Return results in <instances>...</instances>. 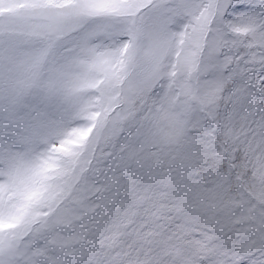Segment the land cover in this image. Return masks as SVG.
I'll return each mask as SVG.
<instances>
[{
  "label": "snow or ice",
  "instance_id": "6c2138e0",
  "mask_svg": "<svg viewBox=\"0 0 264 264\" xmlns=\"http://www.w3.org/2000/svg\"><path fill=\"white\" fill-rule=\"evenodd\" d=\"M0 264H264V0H0Z\"/></svg>",
  "mask_w": 264,
  "mask_h": 264
}]
</instances>
